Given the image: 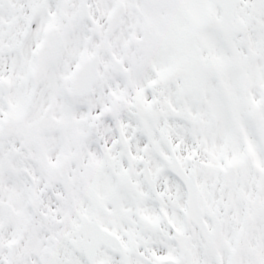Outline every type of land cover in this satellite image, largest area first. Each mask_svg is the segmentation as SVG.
<instances>
[{
  "label": "snow or ice",
  "instance_id": "6c2138e0",
  "mask_svg": "<svg viewBox=\"0 0 264 264\" xmlns=\"http://www.w3.org/2000/svg\"><path fill=\"white\" fill-rule=\"evenodd\" d=\"M0 264H264V0H0Z\"/></svg>",
  "mask_w": 264,
  "mask_h": 264
}]
</instances>
